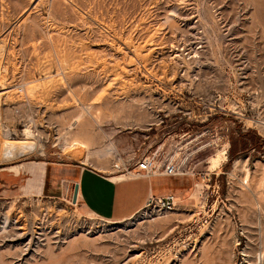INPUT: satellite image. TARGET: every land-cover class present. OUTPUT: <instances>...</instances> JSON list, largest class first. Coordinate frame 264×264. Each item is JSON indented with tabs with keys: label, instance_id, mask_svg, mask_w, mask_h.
<instances>
[{
	"label": "rangeland",
	"instance_id": "374dc122",
	"mask_svg": "<svg viewBox=\"0 0 264 264\" xmlns=\"http://www.w3.org/2000/svg\"><path fill=\"white\" fill-rule=\"evenodd\" d=\"M196 96L234 114L194 121ZM0 137L39 148L0 170L88 151L186 180L170 213L113 221L0 171V264H264V0H0Z\"/></svg>",
	"mask_w": 264,
	"mask_h": 264
},
{
	"label": "crops",
	"instance_id": "0c3cea01",
	"mask_svg": "<svg viewBox=\"0 0 264 264\" xmlns=\"http://www.w3.org/2000/svg\"><path fill=\"white\" fill-rule=\"evenodd\" d=\"M47 164L52 166L48 167ZM0 171L9 173L13 182L21 180L18 178L20 173L28 174L22 189L33 196L48 192L50 186L55 189V194L71 198L76 185L74 205L82 215L113 221H125L135 216L150 198H163L171 194L180 200L186 184L183 175H113L112 172L97 170L84 163L61 161L19 163L3 167Z\"/></svg>",
	"mask_w": 264,
	"mask_h": 264
},
{
	"label": "built area",
	"instance_id": "2783aa9c",
	"mask_svg": "<svg viewBox=\"0 0 264 264\" xmlns=\"http://www.w3.org/2000/svg\"><path fill=\"white\" fill-rule=\"evenodd\" d=\"M183 89V88H182ZM182 89L178 90V95L181 96L180 101L183 102V91ZM198 97V100L203 103V107H201V113L195 118L199 123H204L207 120V117H211L212 115L226 112L228 114H234L232 110L225 109L217 106L207 105L205 104V101L203 100L202 96H196ZM178 104H174V107L177 108L178 112H181L183 115H189L191 112L188 109H184L183 106H177ZM185 112V113H184ZM170 158V157H169ZM164 159L160 164L156 165L152 161V158L146 156L142 157L138 161L134 163V165H118L116 163L112 164V168L114 169L113 174H138L142 173L145 176H178L183 175L185 172H183V162L176 161V162H170V159ZM69 202L71 203V198H67ZM173 196L171 194L166 195L163 198H150L144 207H148L150 205L153 206V208H156L158 213H166L170 212L174 209L177 202L173 201Z\"/></svg>",
	"mask_w": 264,
	"mask_h": 264
},
{
	"label": "bare ground",
	"instance_id": "6f19581e",
	"mask_svg": "<svg viewBox=\"0 0 264 264\" xmlns=\"http://www.w3.org/2000/svg\"><path fill=\"white\" fill-rule=\"evenodd\" d=\"M78 118H79V116H78ZM27 135H28V132L26 133V136ZM9 139H6L5 137H0V159L1 160L14 161V160L22 159V158L26 157L27 155H29L31 153H34V152H36V151L39 150V148L37 147V145H35V143H33L32 141H29L27 137L24 138L21 141H12V140H9ZM89 154L90 153L88 151L85 153L84 159H82L84 161V163L85 162H88ZM91 154H93V153H91ZM94 154H95V152H94ZM173 158H174V156H172V157L169 158L170 159V162H172V163L175 162L173 160ZM152 160H153L152 162L154 164H156V161L154 160V158H152ZM97 168L99 170L104 171V168L103 167H97ZM172 196L174 198L173 201L174 202H178V198H176V196H174V195H172ZM194 196L195 195L192 194L190 196V198H194ZM179 202H180V200H179ZM170 212H166L164 214H167V213H170Z\"/></svg>",
	"mask_w": 264,
	"mask_h": 264
},
{
	"label": "water",
	"instance_id": "95a60500",
	"mask_svg": "<svg viewBox=\"0 0 264 264\" xmlns=\"http://www.w3.org/2000/svg\"><path fill=\"white\" fill-rule=\"evenodd\" d=\"M76 192H77V186L75 185L73 187V193H72V197H71L72 203H75Z\"/></svg>",
	"mask_w": 264,
	"mask_h": 264
}]
</instances>
